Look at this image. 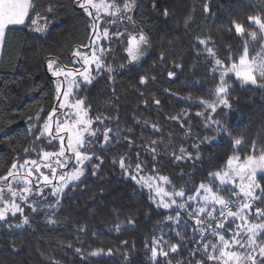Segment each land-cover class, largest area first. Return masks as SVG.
Wrapping results in <instances>:
<instances>
[{
	"label": "trees",
	"instance_id": "trees-1",
	"mask_svg": "<svg viewBox=\"0 0 264 264\" xmlns=\"http://www.w3.org/2000/svg\"><path fill=\"white\" fill-rule=\"evenodd\" d=\"M32 2L35 10L25 24L6 28L0 50V177L13 163L38 161L41 152L60 149L58 139L37 140L49 113L54 108L58 113L61 78L51 74L49 60L56 62L53 69L58 65L78 72L81 57L75 53L98 50L102 68L90 71V84L77 80L70 96L83 101L96 136L87 137L91 143L82 148L92 157L84 175L60 197L46 192V199H33L54 206L48 215L26 207L28 223L21 230L0 229V264H215L204 245L214 244L211 231L216 223L205 221L211 228L194 232L195 220L186 216L192 212L189 207H159L128 174L140 164V172L167 177L169 188L191 195L201 183L213 184L209 174L221 172L229 157L261 154L264 80L242 85L229 74L230 107L217 104L213 112L209 105L217 102L219 78L206 48L214 50L224 67L238 63L245 41L249 53H257L264 34L248 17L264 19V0H135L123 18L108 16L95 29L93 17L77 0ZM124 2L116 0L120 6ZM234 22L255 31L257 41L238 35ZM46 23L45 31L35 30ZM132 28L148 39L135 61L126 51ZM109 129L116 134L105 143L103 134ZM237 138L240 146L234 144ZM121 157H127L124 163L130 171L120 167ZM256 183V195H264V173L257 175ZM225 194L231 200L229 192ZM257 203L264 209V200ZM153 240L160 241L167 256L152 258ZM257 240L263 243L264 234ZM173 245H178L175 252Z\"/></svg>",
	"mask_w": 264,
	"mask_h": 264
},
{
	"label": "snow or ice",
	"instance_id": "snow-or-ice-1",
	"mask_svg": "<svg viewBox=\"0 0 264 264\" xmlns=\"http://www.w3.org/2000/svg\"><path fill=\"white\" fill-rule=\"evenodd\" d=\"M78 6L83 9V11L89 16L93 17L94 20L101 19V13L105 16H117L118 18H123L124 13L130 11L133 7H135V0H125L123 6H120L116 3V0H111V3H108L107 0H77ZM95 10V16L93 15V11ZM35 10V5L32 0H0V41H2L6 28L12 25H24L26 19L29 18V13ZM48 12H52L53 9L51 6L47 9ZM205 11H208L207 6H205ZM165 15L167 12L165 11ZM131 19V17H128ZM248 19L258 25L259 30L262 34H264V19L260 16H250ZM32 24L36 25L37 21L32 20ZM92 28H97V24H93ZM235 32L240 36L249 35L253 42L257 41V33L255 31L247 32L242 24L235 23ZM47 29V23L43 28L36 27V31H45ZM109 35L108 28L105 27L103 30V36L107 38ZM119 35V34H118ZM264 38V36H262ZM200 44H207L205 40H199ZM148 43V39L142 33L139 35H129L127 44L128 47L126 49L127 53L131 57L132 60H138L144 53L142 45H146ZM249 41H245L243 54L239 56L238 63H232L230 67H224L222 61L216 57V54L212 48H206L209 56L215 60V66L212 71L215 73L216 71H220V82L219 86L215 89V94L217 97H221L219 100L220 104L225 106H229L228 100L226 99L228 95V90L230 85L227 84V77L229 74H234L237 80L241 82L242 85L257 84V76L260 79L264 80V44L261 45V51L257 52L256 55L249 57ZM100 53L103 54L104 49L101 47L99 49ZM76 56L81 57L83 60L84 71L77 73L83 77V81L86 84H90L92 82V77L89 72V69L92 65H95L96 70H100L103 66V62L100 58V55H97L96 49L93 48L91 57L87 54H82L79 51L75 53ZM56 63L55 61H48V68L52 71V75L54 77H60L63 75L65 78L73 75V73L66 72L62 68L57 65V68L53 70V65ZM109 72L112 69L109 67L107 69ZM173 73H169L171 77ZM141 83H145V78L141 77ZM264 86V85H261ZM75 91V87L71 90H62L60 84H57V99H60V94L62 93L64 100L67 101L68 98ZM156 104L160 102L155 101ZM201 103H206L205 101H201ZM212 111H216V105H209ZM60 109H71L72 111L65 114L64 121H60L59 118L55 120V134L53 133V117L55 116L57 109L54 108L51 113H49L48 120L45 121L42 128L39 129L40 135L37 136V140L44 138L45 136L52 137L53 140H59L60 149L58 152L49 153L47 151H43L40 153V157L42 161H49L53 157L56 158L55 163L59 168L68 167L69 162L74 158L77 164L83 165L85 161H90L92 159L91 156L85 154L81 151V149L85 146L86 143H91L90 139H86V137H95L96 132L91 130V125L93 121L88 118V112L83 108V101L77 100L75 104L61 102L59 104ZM219 123V122H214ZM111 130H106L104 132V141L105 143L109 140L108 132ZM63 133V134H61ZM213 141L209 140L208 143H212ZM51 143V141H49ZM155 143V142H153ZM242 143L241 139L237 138L234 141V144L240 146ZM27 151V149L25 150ZM155 152V149H152ZM183 153L185 150L183 148L180 149ZM71 155H68V154ZM175 155V154H173ZM183 157L175 156L176 160H180ZM127 157H121L120 159V167L130 171V166H126L124 160ZM235 162V163H234ZM31 164L35 166V171H40V165L37 161H24L23 164L19 165L21 168ZM44 167L50 170L52 174V178L49 176L43 175V172H40V175L43 177V184H36L35 188L37 189L33 192V181L29 179L33 175V169L29 168L26 175L24 177H19L17 172L13 171L17 168V164L13 163L12 169L10 170L6 176L0 177V181L3 182V186H0V203L3 204V207H0V220H6L9 213L12 216H16L17 213H23V208L17 203V198L22 200L25 203H28L30 196H39L43 199H46L44 196V189L51 186V195L55 197H60L65 188L69 187L73 182L79 180L81 176L84 175L82 169H76L71 172V174H61L59 176V185L54 184V180L56 179V167H53L51 163H44ZM136 168L139 170L141 168L140 164L136 165ZM227 170L224 172H216L210 173V179L218 180L219 184L223 186V188H228L230 186L235 185V178L239 177L241 183L239 185H235L233 191L229 193L230 197H235V200L225 199L223 196L217 194V191H214L210 186H206L201 183L196 190L195 196H189V200L196 199L200 192L203 191L205 195L203 196V201L205 206L199 207L195 211L188 212L189 217L195 220V226L193 227V231H201L205 232L208 228H211V224L205 225V221L200 219L201 214L206 213L207 217L212 219H216L214 213L219 212V215L224 218V222L218 223L215 228H212L211 234L213 236L219 237V245L217 244H205L204 251L208 256V259L214 261L215 264H264V245H257V238L264 234V222L258 224H250L247 228H244L243 225H235L236 231L232 232L231 240L225 239V236L221 234L218 229H225L226 223L228 222V218L231 217L232 221L241 220L245 224L248 223L249 216L255 215L258 218L264 219V209L256 208L255 212L252 213L251 209L255 202L264 200V195L257 196L255 192L257 189H260V185L255 183V177L257 173H264V150L261 151L259 156L251 155L246 157L241 161V158L229 157L226 162ZM11 178V179H10ZM136 179L135 176L132 177ZM160 179L167 182V177H161ZM247 180V183H245ZM13 181L22 182L24 187L17 190L13 188ZM238 189V190H237ZM220 189L219 191H222ZM262 193H264V189H261ZM5 192H7V198L5 197ZM158 194L161 196V201L163 203V197L166 195H170L169 193L164 192L162 189L158 191ZM171 195L183 197L185 195L184 191L175 192ZM243 200L242 203L237 204L236 201ZM211 202L213 205L219 204L220 208L216 209L213 207L212 211L207 210V205ZM35 203H39V201H35ZM59 204V200L56 201ZM176 201L172 200V203H163L164 208H171L172 204H175ZM29 207L32 211H36L37 208L33 206V204H29ZM178 208L184 209L190 207L187 204H179ZM232 207H236L237 211H231ZM227 210V213H225ZM247 212V215L245 213ZM168 219H173V217H168ZM176 221L179 222L180 216L177 213L175 217ZM24 224L28 223V218L25 217ZM198 226V228L196 227ZM16 227H22L21 224H17ZM187 227V224H185ZM118 230V229H117ZM232 231L231 229H228ZM246 236L247 239L243 237ZM239 237V238H238ZM153 248L151 249L152 258L155 259L158 254L167 256V252L160 251L158 253V247L160 245L159 240H153ZM211 247L213 250V254L207 252L208 247ZM233 246H238L240 249H245L244 252L232 251ZM178 245H173L171 250L173 252L176 251ZM259 247V258L257 256L252 255V252ZM219 252V255H214V253ZM199 264V262H198Z\"/></svg>",
	"mask_w": 264,
	"mask_h": 264
},
{
	"label": "rangeland",
	"instance_id": "rangeland-1",
	"mask_svg": "<svg viewBox=\"0 0 264 264\" xmlns=\"http://www.w3.org/2000/svg\"><path fill=\"white\" fill-rule=\"evenodd\" d=\"M107 2L108 3H111V0H107ZM90 11H93V15L95 16V10L90 9ZM107 17L108 16H105L103 14V12H102L101 13V19L94 20L95 22H93V24L95 23V24L98 25L102 20L106 19ZM106 20H104V21H106ZM130 35H134V36L135 35H139V32L135 28H132ZM262 44H264V40L261 41L260 46H259L257 52H260L261 51V45ZM142 48H143V52H144V45H142ZM96 52H98V50H96ZM91 54H92V51L90 52V54L88 56L91 57ZM254 55H256V53H254V52H253V54H250L249 53V57L254 56ZM79 64L80 65H79L78 68H81V70L78 71V72H75V71L74 72H71V71H68V70L63 69L66 72L73 73V75L68 76L67 78H65L63 75H61L59 77V78H61V80H60L61 83H59V84H60L61 88L63 87L62 90H71L77 84L76 83L77 80H82L83 81V77L80 76V75H77V73H80V72H83L84 71L83 60L81 58L79 59ZM214 67H216L215 66V63H214ZM93 68H95V65L94 64L89 69V72ZM53 70H55V69H53ZM50 72L52 74V71H50ZM215 74L218 76L219 82H220V71L219 70L216 71ZM259 79H260L259 76H257V83H259L258 82ZM65 85H66V88L67 89H64ZM220 98L221 97H217V102L215 103V105H217V104L220 105V103H219ZM61 102L71 103V104H75L76 103V101L71 100L70 97L68 98L67 101H65L62 93L60 94V99L57 101V103H58V113H56V117L53 119L54 126H55V120L57 118H59V120L62 122L65 119V114L68 113V112H70V111H72L71 109H68V108L60 109L59 108V104ZM91 130H92V127H91ZM54 134H55V127H54ZM61 134H63V133H61ZM115 134H116V132H108L109 137H111V136H113ZM81 151H82V149H81ZM82 152H84L85 154L91 156L90 154H88L85 151H82ZM68 155H71V154L69 153ZM233 157H236V156H233ZM245 158L246 157L241 158V161L243 159H245ZM55 160H56V158L53 157L49 161H42L41 160V157H40L38 159V161H37V163L40 165V171L39 172L35 171V166H33L31 164H28L27 166H25L23 168H21L20 166H17V168L15 170H13V169H11V170L17 172L18 176L22 178V177H24L26 175L28 169L29 168H32L33 169V175L31 177H29V179H31L34 182L33 183L34 184L33 185V192H35L37 190L35 188V185L36 184H43V177L40 175V172H43V175L49 176L50 179L52 178V174L50 173V170L48 168H46V167L43 166L44 163H51L53 165V167H56L57 171H56V179L54 180V184H56L57 186L60 183L59 182V176L61 174H71V172L74 171V170H76V169H82L83 172H85L84 166H85V163L87 161H85L83 165H80V164H77L76 161H75V159L73 158L69 162L68 167H66V168H59L56 165ZM226 170H227V168L225 166V168L221 171V173L224 172V171H226ZM259 174H262V173H257V175H259ZM257 175H256V177H257ZM133 176H135L136 179H133L132 178ZM256 177H255V183H256ZM128 178H130L132 181H134L137 184H139V185L143 186L144 188H146L147 189V192L151 195V199L154 201V203L156 205H158L161 208H164L163 207V203H169V204H171L172 203V200H175L176 203L175 204H172L171 208H167V209L178 208L177 205H179V204H187V205L190 206L189 209L191 211H195L199 207H204L205 206L204 201L202 199L203 196L205 195V193L203 191H201L200 192V195L196 199H194V200H189L188 197L189 196H195L196 195V191L193 194H191V195H184L183 197L171 195V194H173L175 192H179V191H174L171 188H169L167 182H165L164 180L160 179L161 176H157V175H153V174L142 173L137 168L136 169H131V175L128 174ZM211 180H212L213 184L206 183L205 185L206 186H210L214 191H217V194L218 195L223 196L224 198L226 196V194H225L226 191L230 193L231 191L234 190L235 185H239L241 183L239 177H236L235 178V185L230 186L228 188H223V186L219 184V181L218 180H214V179H211ZM12 183H13V188L14 189H17V190H19V189H21V188L24 187V184L22 182L13 181ZM245 183H247V180H245ZM0 186H3V182H0ZM160 189H162L164 192L170 194V195H166V196L163 197V203L161 201V196L158 194V191ZM220 189H223V190L222 191H219ZM46 192L51 193V186H49V187H47V188L44 189V194ZM255 195H256V193H255ZM5 197L7 198V192H5ZM34 198L36 199V198H41V197L35 196V195L30 196L29 197V200H28V203H25L22 200H20L19 198H17V201L16 202L20 204V206L23 208V211H24V209L26 207H29V204H33V206H35L37 208L36 212H41L43 214V216L48 215L51 212V210L53 209L54 206H45V205H41L40 203H35V201L33 200ZM231 200H235V197H231ZM242 202H243V200L236 201L237 204L242 203ZM0 207H3V204L2 203H0ZM213 207H215L216 209H219L220 208V205L219 204L213 205L211 202H209V204L207 205V210L208 211H212L213 210ZM256 208H259V205H258L257 202L254 203L253 208L251 209L252 213L255 212V209ZM164 209H166V208H164ZM178 209H181V208H178ZM185 209H187V208H184V209H181V210H185ZM231 211L235 212V211H237V208L236 207H232L231 208ZM225 213H227V210H225ZM187 215H188V212H187L186 216ZM214 215H215L216 219H212L210 217H207V214L204 213V214H201L200 219H202L204 221H210V222H207V223L215 222L216 225L218 223L224 222V218L219 215V212L218 211L215 212ZM245 215H247V212L245 213ZM23 221H24V215H23V213L22 214L21 213H17L16 216H12L11 213H9L6 220H0V229L3 228V229L8 230V231H14V230L15 231H18V230H21L23 228V226H24ZM262 222H264V219L258 218L255 215L249 216V220H248V223L247 224H245L243 221L238 220V219L233 222L232 221V218L229 217L228 218V222L226 223V228L225 229H218V231H220L221 234H223L225 236V239H227V240L230 241L231 238H232V232L237 230L235 228V225L239 224V225H243L244 228H247L250 224H258V223H262ZM17 224H21L22 227H16ZM228 229H231L232 231H229ZM243 238L244 239H247L246 236H244ZM214 244L219 245V237L218 236H216V240H215ZM257 245H264V242L263 243H259L258 240H257ZM231 250L232 251H239V252L246 251L245 249H240L238 246H233ZM160 251H161V247L159 245V247H158V253ZM209 253L210 254H213V250H212L211 247L209 249ZM214 255H219V252L217 251L216 253H214ZM252 255H255V256H257V258H259V247H257L256 250L254 252H252Z\"/></svg>",
	"mask_w": 264,
	"mask_h": 264
},
{
	"label": "crops",
	"instance_id": "crops-1",
	"mask_svg": "<svg viewBox=\"0 0 264 264\" xmlns=\"http://www.w3.org/2000/svg\"><path fill=\"white\" fill-rule=\"evenodd\" d=\"M2 41H3V39H2ZM2 41H0V50H1V46H2Z\"/></svg>",
	"mask_w": 264,
	"mask_h": 264
}]
</instances>
